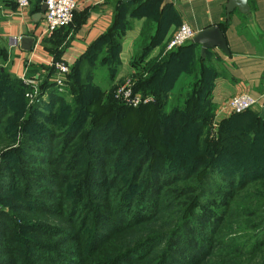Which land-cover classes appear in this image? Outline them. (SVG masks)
<instances>
[{
    "label": "trees",
    "instance_id": "16d2710c",
    "mask_svg": "<svg viewBox=\"0 0 264 264\" xmlns=\"http://www.w3.org/2000/svg\"><path fill=\"white\" fill-rule=\"evenodd\" d=\"M116 2L111 25L70 66L63 90L53 79L47 81V75L42 76L38 98L31 105L25 96L28 86L10 72L7 50L0 44V191L17 189L30 203L8 201L17 227L24 225L35 235L51 228L54 232L47 236L52 238L61 233L60 227L19 222V211L27 213L33 207L52 212L50 204L62 201L58 189L67 187L73 201L67 205L69 213L78 208L79 212L86 203L92 211V239L98 224L109 230L102 233L104 239L140 223L154 222L153 216L165 209L169 193L178 200L176 205L183 206L175 208L172 229L144 226L138 230L139 239L126 242L129 246L109 257V263L202 264L213 248L206 238L229 219L234 194L251 181L264 179V118L251 108L214 118L211 90L218 70L211 63V48L201 58L198 44L188 41L142 63L170 21L180 25L173 9L158 8L161 0H146L130 12V16L149 17L141 32L140 52L132 59V64H141L133 89L152 95L154 101L131 107L115 98L120 39L128 26L125 14L138 0ZM51 46L56 48L54 43ZM58 59L55 52L54 60ZM98 64L106 67L110 82L106 89L96 83ZM45 67L52 78L54 68ZM180 77H189V89L173 92ZM127 117L131 120L126 132L123 122ZM84 160L83 168L80 162ZM9 161L14 166L11 171L6 170ZM121 179L125 184H120ZM85 186L97 188H92L95 199L107 200L104 195L111 191L117 205L104 211L102 204L86 202ZM255 223H260V228L251 240L239 238L233 247L236 251L232 250L247 259L232 260V264H264V214ZM144 231L147 235L142 237ZM6 239L12 244L11 234L7 233ZM103 239L91 242V249L96 251ZM21 242L28 248H53L50 242L23 238ZM12 247L13 252L18 249L15 244ZM213 254L218 256L220 251ZM21 264L34 263L25 260Z\"/></svg>",
    "mask_w": 264,
    "mask_h": 264
},
{
    "label": "crops",
    "instance_id": "0c3cea01",
    "mask_svg": "<svg viewBox=\"0 0 264 264\" xmlns=\"http://www.w3.org/2000/svg\"><path fill=\"white\" fill-rule=\"evenodd\" d=\"M75 1L72 24L48 34L44 33V14H40L42 1L38 3L31 0L29 7L19 12L12 0H0V41L7 49L6 63L14 76L40 78L47 75V81L53 79L54 76L49 77L45 66L49 68L55 52H58V60L70 68L111 25L116 0ZM144 1L138 0L126 10L128 26L120 39L115 84L126 78L135 79L138 74L141 64H132V59L140 52L141 32L149 17L146 14L130 16V12ZM227 3L228 0H167L165 3L161 0L158 8L168 6V10L173 9L178 23L186 22L196 32L212 24L222 30L229 55L217 47L211 48L214 55L211 63L218 70L211 90L214 118L219 120L230 115L225 104L238 93H248L257 99V104L251 109L260 116L264 107V0H247L246 10L235 6L228 17ZM177 27L175 21H170L162 39L149 51L142 63L165 54L166 44ZM15 36H21V39L18 44L10 47L9 39ZM24 37L32 39L29 50L26 49L28 43L21 45ZM52 43L56 48L51 46ZM197 49L200 51L199 44Z\"/></svg>",
    "mask_w": 264,
    "mask_h": 264
},
{
    "label": "rangeland",
    "instance_id": "374dc122",
    "mask_svg": "<svg viewBox=\"0 0 264 264\" xmlns=\"http://www.w3.org/2000/svg\"><path fill=\"white\" fill-rule=\"evenodd\" d=\"M0 44L3 46L1 42ZM94 73L97 77L96 83L99 84L103 89L108 88L110 82L108 80L105 67L98 65L95 68ZM41 78L42 76L39 79L41 80ZM188 81L189 77L183 79L180 77L173 89V92H178L180 88H183L181 92H186L189 89ZM122 82H119L117 86ZM117 86L115 87L114 91L116 90ZM182 97L183 96H181V98ZM28 105H31V103L28 102ZM96 105L97 104H94L93 109H97ZM130 120L131 118L127 117L123 122L126 132L130 130ZM2 159L3 158L0 157V161ZM12 164L13 162L9 161V167L6 170L11 171L14 167ZM80 164V166L84 168L85 160L80 162ZM123 179H121L120 184H122ZM123 183L125 184V182ZM83 188L85 189L86 202H98L99 204L105 206L103 209L104 211L109 210V208L112 209L114 205H117L118 203L116 202L117 200L114 199L115 197H112V193H110L111 191H109V194L106 193L104 195L107 196L108 199L103 200L94 198L92 188L96 191V187L87 189V186H85ZM58 190L60 192V196L62 197V201L60 203H53L52 205L50 204V206H52V212L39 211L36 208L32 210L33 207L30 208L31 211H28L27 213L19 211V222H40L51 227H60L61 233L54 235L52 238H48L47 236V233L54 232L51 228H44L41 235H35L34 233H31L30 230L28 231V228L24 227V225L23 227H17L14 224L15 221L11 219L13 212L10 209L11 207L8 201L10 200L11 203H22L27 206H30V203L22 198L20 191L17 189L8 192L0 191V221H2L0 223V264H21L24 263L25 260L30 261L31 263L33 262L34 264H111L108 260L109 257L121 252L124 247L127 248L129 245L126 242H134L137 237V239H139V229L148 225L155 228V230L161 229L163 231H169L173 227L172 222L174 218L177 217L174 212L178 208H183V206L176 205L178 200H174L171 194L167 193L165 195L166 207L165 209L159 210V212L153 216L155 217V219H153L154 222L151 221L148 223H140L137 225V227H131V229L126 228L117 235L112 234V236H110L111 239L109 237H105L103 239L104 236L102 233L108 234L109 230L106 228L100 229L98 224V226L95 227L96 238L92 239V211L90 208L87 209V203L82 206L79 212L78 208L75 212L69 213L70 207L67 205H70L73 202L70 197V190L67 189V187L64 189L59 188ZM41 199L46 203L50 202L46 198ZM83 200L85 201V198H83ZM163 202L164 201H162V203ZM260 206L263 209L261 212H259L261 210ZM106 208L108 209L106 210ZM230 208L232 210L229 219H226L220 223L221 225L218 227L216 232L211 234L209 238H206V242L212 243L213 248L210 254L204 258L205 260L201 262L202 264H232V262H230L232 260L247 259V255H241L238 254V251L233 252L232 250L236 251L233 247L238 242L239 238H250L253 233L258 231V228H260V223L255 222L257 221V218L260 214H264V179L253 180L250 184L246 185L245 188L237 191L234 194ZM89 213H91V216H89ZM108 215H110V218L113 216L110 213ZM156 220H160V222H164V224L162 226L158 225V221ZM17 221L18 220H16V222ZM7 224L10 226L8 227ZM118 224L122 223L119 222ZM122 229L123 228H120V230ZM7 233L13 236L12 244H15L18 248L15 252L12 251V244H10L8 241L6 242ZM145 233H147V231L141 233L142 237L147 235ZM98 235L102 238H100ZM22 238L24 240H33L35 242L41 243L50 242L53 245V248L46 249L36 245L28 248L25 242H21ZM249 238L247 240H251V238ZM97 239L103 240H100V242L97 244V250L94 251L91 249L90 243L92 242L93 245L94 242H97ZM161 244L164 245V243ZM246 247H248V245ZM124 250L125 249H123V251ZM215 250H219L220 255H214L213 252ZM240 251L242 252L244 250ZM121 257H124L123 259L127 258L126 256ZM134 263H137V260L134 261ZM116 264L128 263L118 262Z\"/></svg>",
    "mask_w": 264,
    "mask_h": 264
},
{
    "label": "built area",
    "instance_id": "2783aa9c",
    "mask_svg": "<svg viewBox=\"0 0 264 264\" xmlns=\"http://www.w3.org/2000/svg\"><path fill=\"white\" fill-rule=\"evenodd\" d=\"M19 12L27 9L31 3V0H12ZM45 3L44 11V33H52L60 27L72 24L74 19V11L76 7L75 0H42ZM196 34L186 22L180 23V25L173 32L172 36L166 44V50L182 46L186 42L190 41ZM21 36L10 37V47L19 43ZM49 65L55 70L53 77L59 90H63L65 85V74L69 72V66L62 60H51ZM24 84L28 86V90L25 92V96L28 102L31 104L37 100L40 92V79L38 76H21L20 78ZM134 80L132 78H126L120 85L117 86L114 91L115 98L122 101L128 106L137 107L141 104H147L154 101L152 95H145L140 92H136L133 89ZM44 96V95H42ZM257 104V99L248 93H238L231 96L226 104L225 108L229 113H240L247 109L252 108Z\"/></svg>",
    "mask_w": 264,
    "mask_h": 264
},
{
    "label": "water",
    "instance_id": "95a60500",
    "mask_svg": "<svg viewBox=\"0 0 264 264\" xmlns=\"http://www.w3.org/2000/svg\"><path fill=\"white\" fill-rule=\"evenodd\" d=\"M123 2H129L134 0H122ZM167 0H164V3ZM247 0H228L226 6V17H228L229 13L233 10L235 6L239 7L241 10H246L247 7ZM45 3L42 2L40 6V14H44L45 11ZM191 43H197L200 45L199 55L201 58L205 57L206 50L209 48L217 47L221 50L224 54L229 55V50L223 35L222 30L216 24H212L203 28L196 32V34L190 40ZM25 43H28L29 46L26 47L27 50L30 49L32 39L24 37L21 40V45L24 46ZM264 116V107H262L260 112V117Z\"/></svg>",
    "mask_w": 264,
    "mask_h": 264
}]
</instances>
